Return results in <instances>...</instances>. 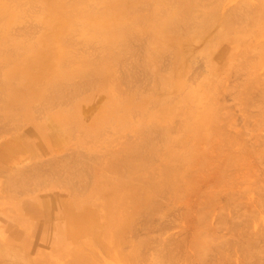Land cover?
Wrapping results in <instances>:
<instances>
[{
	"label": "bare ground",
	"instance_id": "obj_1",
	"mask_svg": "<svg viewBox=\"0 0 264 264\" xmlns=\"http://www.w3.org/2000/svg\"><path fill=\"white\" fill-rule=\"evenodd\" d=\"M224 1L225 0H213L209 3L210 0H207V4H205L206 1L204 3V0H0V129L7 132L5 131L6 129H14L13 126H16L14 129L16 131L18 128L17 124L20 123L18 117L23 113L20 111H27L32 115L31 117H33L34 104L44 103L46 105L43 107H45L49 106L48 104L50 103H56L55 101L60 99H63L60 101H63L65 104L66 102H64V98L69 102L72 101L73 98H76L73 91L72 94L68 95V93L71 92L70 90L76 89L77 91L80 90L81 87L83 89L85 86V91L88 86V88H90V86L93 85L100 86L106 84V86L114 88L113 91L116 92V99H125L124 106L122 108H117V101L119 100H116L115 98L110 100L107 99L102 106V110H104L108 101L111 103V111L113 113L115 112V114L118 110L125 111L126 113L123 115H127L129 111L133 112L137 109L141 112V109L150 111L149 108L151 109V105L158 108V105H162V103L160 99H156V95H154L155 99L147 100V98L150 93L158 94L162 81L168 78L167 74H163L164 72L162 71L166 70L163 68L167 62H165L164 59L168 56L170 57L171 52H175L177 56L175 62L178 66H181L185 54L187 55L189 50L192 51V44L202 42L203 39L206 38V34L209 33L210 30H213L214 32V29L217 27H220V31H223L222 35L234 32L236 35L235 40L239 42L243 41V38L246 35L240 34L241 32L239 31L242 28L239 25L244 21L246 23L249 22L248 19L251 18V14H249L247 11L248 9L243 5L247 11V15H243V7H241L240 10L238 4L223 12L222 7H224V5L222 6V4ZM208 3L210 5H208ZM249 3L251 4V1ZM261 3L263 4L256 14V16L258 15V19H262L264 16V0H261ZM240 4H242V2ZM100 5L102 6L100 7ZM200 7L203 8L199 9ZM250 7L252 8L251 5ZM140 11H148L149 13L147 12V15L143 13V16H141L138 14ZM246 11L244 14H246ZM244 25L245 24H243V27ZM256 27L257 30H250V36L253 37L258 34L264 35V25L256 23ZM238 33L240 35H238ZM186 38H188V40ZM211 38L212 39H209L208 41L205 40L207 47H210L212 42L215 43L216 41L214 37L211 36ZM133 41H136V43L142 48V51H145L144 55L146 60L143 61L144 58L142 56L143 59H141L142 62L139 70L137 64H139L140 61H136L134 59L135 55H131V57L134 56L133 59L136 61L134 62L135 69L137 68L139 71H136L131 67L132 72L130 70L129 74H126V72L123 74L121 72L122 67L124 66L125 68L124 63H126V61H123V59H125L124 53L129 52L131 54V45H134L131 44V42ZM190 41H193V43L190 44ZM77 45H80L84 49L97 45L96 48H94V46L92 48H94L97 53H103L101 63L100 61L91 62L90 57L87 56L85 59L79 60V62H81L79 69L64 71L60 75L58 71L62 67L67 68L69 65L75 66L78 61L76 58L77 51L75 50ZM225 47L226 46H224V48ZM135 48H137V46H135ZM246 48L248 47H245V49ZM134 49L133 51H137V49ZM262 49L264 50V44H262ZM163 53L165 55H163ZM135 54L139 55L138 53ZM141 54H143V52H141ZM162 55L164 57V62L161 63L163 66L160 67L163 69L160 71L157 66L156 69L149 72L146 66L150 63L155 64L156 60ZM139 56L141 57V55ZM223 56L224 54L221 55V57ZM43 60L51 62L52 66L48 67L45 71H40L38 65L40 66ZM130 60H132V58ZM170 62L172 63V61L168 59V63ZM128 63L130 64L131 61ZM134 63H131V65ZM115 64L118 66L122 65L121 70H119L122 73V76H117L115 71L112 72ZM144 67L147 69L143 70ZM184 67L185 66L183 65L178 76L181 84L183 82L182 72L185 69ZM118 68L120 69V67ZM128 69H130V67ZM128 69H124L123 72ZM224 69V67L214 69V72L210 74V78L218 82L219 80L215 77L217 76L219 78L220 73L225 72ZM192 73L190 75H194V73ZM200 74L201 72L197 75ZM75 77H78L79 79L75 80ZM40 79L43 81L41 85H39ZM194 81L195 80H193V82ZM122 83L128 87H125L127 90L124 93L123 90L119 88L122 86ZM142 85L144 87L148 85L147 89H149V92L146 94L147 97H145V100L143 101V106H141V102L144 98L143 93L137 92L138 87ZM82 89L80 90L81 93L83 92ZM144 89L146 90V88ZM167 91H169L168 88L164 90V92ZM182 93V90L177 93L179 100L176 104H172L169 110L163 107L160 108L162 113L159 111V113L156 112V114L148 117L146 126H144L143 129L140 128L136 131L135 136L139 138L137 141L128 140L119 152H115L108 157L106 156L107 158L105 162L102 160L103 163H99L97 160L93 162V155H91L92 157L89 155L85 157L76 155L80 152L77 148L79 142L74 144V148L72 149L74 150V154L71 152L73 157L71 154L67 153L66 155L68 157L65 155L64 158H61L60 155L59 157L61 159L53 157L49 160L47 159L48 161L53 159L50 163L48 161H43L45 166H49V168L51 167L53 170L54 168H57L58 165L61 166L62 169L58 168L57 170H63L64 173V175L60 173V175H63V179L65 177L64 181H61L60 183L61 185L63 184L65 188L58 186L61 187V192L55 196V198L59 199L55 204H58L56 206L59 209V213L62 214V218L64 219L63 223L58 221V213H50L52 209L50 202L51 199H47L46 196H41L40 194H33L32 192L34 188L32 192H30V184L33 183L31 180L34 179L36 182L38 180V175L42 177L40 175L42 172L39 171V173L36 166L33 168L31 163L32 169H29L30 167L28 169L21 168L19 169V172L15 169L17 173L14 171L15 174H9V178H7L8 180L4 179L5 181H2V191H4L5 187V190L11 192L9 189L16 186L15 189L18 187L23 191L21 195H25L24 193L26 192L27 194L30 192L29 194L34 195L33 198L29 200H21L20 194L16 199L13 197L14 199L12 200L20 199L17 203L15 201V204L13 203V205H15V214H17L16 217L20 215V211H22L29 214L27 219L35 218L38 221L43 220L44 225L42 226L41 233H39L40 239L50 242L52 248L50 249L52 250V253L56 255L55 258H51L49 255L51 251H48L49 253H44V257L30 258L31 255H29V253L32 254L31 252L33 250V231L27 227V220L24 218V223L17 227L19 219L16 218V220L14 219L15 224H9L6 227L4 225L6 224V220L3 221L1 218V215L6 217V214L0 212V264H104L101 262L105 261L108 264V262H111L109 259L116 260L119 257H122L126 264H141L143 262V252L141 251L149 241L147 239L149 237L148 235L144 237L142 236V238L138 237L140 239L137 242L135 241L136 243H130L132 240H130L128 233L133 231L134 233L132 234L136 235L134 231V227H136V224H134L135 219L140 215L144 217L141 218V224H145V221L147 224H150L148 221L151 220L153 216H160L159 214L161 210L165 207L164 204L160 203L166 202L164 198L167 200V194L165 193L163 195L164 197L160 196L163 198L158 199V202L156 201L157 199H153V192L157 195L158 192H172L181 189L180 186L182 181L185 180L186 170L191 171V168L186 165L199 164L201 166L200 168L206 167L205 160L209 157H207V153H200V149L204 143L211 141L212 135L209 133V126H216L214 123H217L218 121L217 117H215L217 112L214 114L212 113L209 117L200 121L193 119V108L188 103L184 104L185 98L180 95ZM63 103L61 102V104ZM90 103H93V100ZM83 108L88 109V111L90 109L87 107ZM84 109L83 114L85 116L87 112ZM77 110H79L78 106H72V112ZM17 112H20L18 116ZM168 113L169 119L165 120L164 125H162V118ZM71 114L72 113L67 110L64 115L63 112H58L57 121L60 124L62 133L68 135V138L73 139L75 136L74 134L82 133L84 131V127L81 122L78 121V118ZM56 116L57 114L53 116L54 119H56ZM22 117H24V114ZM22 117H20V120L24 119H22ZM62 117L73 118L70 119L68 125H65L64 121H62ZM34 118L31 120L33 130L28 131L22 136L15 133L11 140L13 144L24 151V153L29 152L30 156L32 155L31 157L36 156L39 151L40 153H45L47 150L51 149L52 146L53 148H58L64 143L62 136L49 135L47 133V127L45 124L48 120L46 122L43 121L45 122L44 124L42 123L43 119L41 121H36L37 118ZM209 118L211 119L209 120ZM125 120L128 119L125 118ZM206 120L209 121L206 122ZM170 122H172L171 125ZM173 122H176L175 125H173ZM207 125L209 126L207 127ZM216 128V132L221 134L219 127L216 126ZM172 130L175 134H172ZM3 131L0 132L1 136ZM87 133H89V130H87ZM31 138L33 141L29 142ZM122 139H120V141ZM6 150L7 148L5 146H0V156H6V153L4 155ZM207 162L209 163V161ZM43 163H39V165L41 164L43 166L41 168L39 167V169L44 168ZM7 165V163L0 162V173L7 170ZM51 168H47L48 171L52 170ZM97 168H99V171ZM30 170L31 172L28 173ZM35 172L36 174L34 175ZM50 173L49 175H52ZM31 175H34L35 177H31ZM58 175L59 174H57V176ZM29 178L32 179L30 180ZM50 178L52 177H49V179ZM27 179L30 180V183ZM49 179H46V181ZM50 180L53 181L54 179ZM35 182L33 183L34 185L36 184ZM47 185L49 184L47 183ZM38 186L41 187L40 185ZM38 186L35 185L33 187L36 188ZM42 187L44 188L46 186L42 184ZM54 189L55 188H49L47 191ZM63 192L66 193V196L62 194ZM27 196L30 197L29 195L24 197ZM24 197L22 196V198ZM1 198L10 200L12 197L7 198L3 196ZM263 204L264 203H262V205ZM258 205L260 206V204ZM263 207L264 206H262V209L264 210ZM242 209V212H244V205ZM251 213L255 215V213ZM251 213H248V215ZM207 215L208 213L204 216L201 215L199 218L200 225L207 226ZM237 215L238 214L235 216ZM243 216H245V218L247 217L246 215ZM223 217L225 218V216H221L220 222L227 221L226 218V220H222ZM233 218L232 220H234ZM242 218L245 220L244 217ZM9 221L11 220L9 219ZM235 221H231V223L235 225ZM247 222H249V220H247ZM247 222L245 220L244 224ZM231 223L230 227H232ZM220 224L222 226L224 223L222 222ZM244 224L241 226L243 227ZM247 224L252 225V222ZM36 225L37 224H35V227ZM145 226H143L144 229H146ZM148 226L149 225L146 227L148 228ZM245 226L247 225L245 224ZM206 228H208V226L205 227V229ZM232 230L233 233L236 234L237 231L234 229ZM202 231H204V229ZM202 231L195 233L197 236L193 240L192 256L195 263L223 264L224 261H220L224 259L222 258L224 255V253L222 254V250L226 247V245H224L226 240H224L225 242L219 241L220 244L223 242L221 247H225L220 249L219 246L220 251H217L218 248L216 246L220 244L213 245L212 240L210 239V234H205ZM207 231L210 232L209 230ZM2 232L7 234V237H2ZM251 237L249 236L250 239H252ZM217 238L219 237L215 236V239ZM231 239L232 238L230 237L228 240ZM246 241H248V239ZM246 241H244L245 247L242 245L243 251L244 249L246 250V247L249 249L248 246H246ZM255 241L256 240H254V242ZM254 242L251 243L253 244ZM228 243L226 242L225 244L228 245ZM247 243L249 244V242ZM169 244L170 243H168V245L166 244L167 246L163 245L164 247H162L160 263H174L175 261L177 262L179 258V254H176L177 249L175 247V249H173V247H171L172 245ZM230 244L232 245L233 243H229L228 247ZM240 244L242 243H238V245ZM127 245H130V248H125ZM232 246H230V248ZM252 246H255V244ZM256 246L258 247V245ZM260 247L258 248L263 251ZM258 248L254 247L253 250L257 251L255 255L256 258L264 255L262 254L264 252H258L260 251ZM213 250H216L218 254L219 252L222 254L221 259L218 256L217 262L208 257V254L210 253L209 256L213 258V255H211ZM247 251L248 250L244 252L246 253ZM258 253L259 256L257 255ZM143 255L145 254L143 253ZM249 255L247 252L248 258L251 257V255ZM192 256H184V258L186 261L188 259L191 261L193 260ZM245 256L246 254L244 257ZM227 257H229V259L231 258L230 256ZM245 258L244 260H246ZM252 258L253 257H251V260ZM247 260L244 262H249L250 264L253 263L250 262L251 260ZM226 261L228 262V258ZM191 262V264H193V261ZM241 262V264H243V260H241Z\"/></svg>",
	"mask_w": 264,
	"mask_h": 264
},
{
	"label": "rangeland",
	"instance_id": "obj_2",
	"mask_svg": "<svg viewBox=\"0 0 264 264\" xmlns=\"http://www.w3.org/2000/svg\"><path fill=\"white\" fill-rule=\"evenodd\" d=\"M212 1L213 0H210L209 3H211ZM250 1H251V4L249 3ZM241 2L242 4H240ZM204 3L207 4V0H204ZM209 3L208 5H210ZM236 4H238V6L240 7L239 8L240 10H241V7H243L242 9L244 11L243 15L246 16L247 11L249 12V14H251L250 15L251 18L248 19L249 22L246 23L244 21L242 24L239 25L242 28L239 31L241 32L240 34L246 35L243 38L242 42L235 40L236 35L234 34V32H229V33L222 35L223 31H220V27H217L216 29H214V32L213 30H210V32L206 34V38L208 39L205 38L203 39L202 42L198 41L199 43H196V44L193 43V41L192 42L190 41V44L193 43L192 44L193 49L192 51L189 50L187 55L185 54L184 61L181 66H178L177 63L175 62L177 59L175 52H171L170 57L166 54L168 56L166 57L167 60L164 59L163 55L165 54L163 53V55L156 60L155 64L150 63L148 66H146L148 69L146 67L143 68V70L147 69L149 70V72H152L151 70L156 69L157 66L160 69V71L163 68L166 69V70L164 69L165 71H162V72H164L163 74L166 73L168 78L162 81L161 86L158 90V94L150 93L149 97L147 98V100L155 99L154 95H156L157 97L156 99H160L162 103V105L161 104L158 105V108L154 105L153 106L151 105V109L149 108L150 111H145L141 109L142 110L141 112V111H138L139 109H137V110H134L133 112L129 111L127 115H123L126 112L122 110H118L117 113L115 114V112L113 113L111 111L110 109L111 103H109L108 101H107V104L104 110H102V106L104 105L107 99L108 100L114 99V98L116 99V95H115L116 92L113 91L114 88L110 86H106V84L100 85V86L93 85L95 87L90 86V88H88L89 87L88 86L85 91L84 89L86 87L85 86L83 87V89L82 87L80 88V90L81 89L83 90L82 93L80 90L76 91V89L75 90L69 89L71 92L68 93V95L72 94V91H73L76 98H73V100L70 102L68 100H65L66 98H64V102H66L65 104L63 103V101H60L63 99L55 101L56 103L54 102L50 103L48 104L49 106H45V107H43L44 105H46L44 103L34 104L33 117H31L32 115L28 113L27 111H20V112H23L21 113L22 115L20 114V112L19 113L17 112V116L20 114V117H22L24 114V117H22V119L23 118L24 119L20 120V117H18V120L20 123H18L19 125L17 124L18 128L16 131L14 130L16 126H13L14 129L12 128L6 129L5 131L7 132H4L2 129H0L1 131H3L2 136L0 135V146H5L7 148V150L4 152V155L6 153V156H3V157L0 156V162L8 164L7 170L3 173H0V212L5 213L7 219L4 215H1V218L3 219V221L6 220V224H4L6 227L9 224H12V223L15 224L14 219L16 220V218L19 219V223L17 224V227L20 226V224L22 225V223H24L23 222L24 218L27 220L28 222L27 227H29L30 230L33 231L32 232L33 250L31 252L32 254L29 253V255L32 256V257L30 256V258L44 257L45 256L44 253L47 254L49 253L48 251H51V253L49 254L51 258L52 257L55 258L56 254L52 253L50 242H46V240H44L43 238H42L43 240L40 239L39 233H41V229H42V226L44 225V221L43 220L38 221L35 218L27 219V217H29V214H27L26 212H22V211H20V215L16 217L17 214H15V209H14L15 205H13V203L14 204L15 202L17 203V201L18 200L20 201V199L21 200L22 199H28V200L32 199L34 195H31L29 193L32 192L34 188L32 192L33 194H40L41 196H46L47 199H51L50 202H51L52 209L50 213L51 214L58 213L59 214L58 221L60 223H63L64 221V219L62 218V214L59 213L58 211L59 209L56 206L58 204H55L56 201H59V199L55 198V196L60 194L61 187H64L63 184L61 185L60 183L61 181H64L65 179V177L63 179V175H64L63 170L61 171L57 170L58 168L62 169V167L58 165V167L54 168V170L50 167L52 169L50 170L51 171L50 173V171H48V169H50L49 166L48 167L45 166L43 161H48L52 157L56 159H61V158H64V156L67 153L71 154V152L72 154H74L73 153L74 150H72L74 148V144H77L76 142H79V144H77V148L80 150V152L77 153L76 155H80L81 157L83 156L85 157L87 155L92 157L91 155H93L92 157L93 162L96 160L97 162L99 161V163L105 162L108 156H111L115 152H119L123 148V146H125L128 140L137 141L139 138L135 136L136 131L140 128L143 129L144 126H146L148 117L156 114V112L159 113V111L162 113V110L160 108L164 107L169 110L172 104H176V102L179 100V96L177 95V93L180 90H182L183 93L180 95L181 97L184 96L185 98L184 100L186 102L184 101V104L188 103L193 108L192 109L193 114H194L193 119H197L198 121H200L204 118L209 117L212 113L214 114L215 112H217L215 117H217L218 121L217 123H214V124H216V126L219 127L221 134L216 132V129H217L216 126L207 125V127L209 126V129H210L209 133L212 135V138H211V141H209L208 143H204L200 149L201 150L200 153L202 154L207 153L206 155L207 157H209L208 158L209 160L208 159L205 160L206 161L205 163L207 164V165L205 164L206 167L200 168L201 166L199 164H197L198 167L197 165H186L191 168V171L186 170L185 178H184L185 180L182 181V184L180 186L181 189L175 190L172 192H167V191L158 192L157 195L156 193L153 192L154 194L153 199L155 200L157 199L156 201L158 202H159L158 199H162L164 197L163 195L165 193L167 194V200L166 198H164L166 202L160 203V204H164L165 207H163V209L161 210L159 214L160 216L155 215L152 218L154 220L151 219L149 220L150 222L148 221V223L150 224H147L146 221H145V224H141L142 222L140 221L143 216L139 215L135 219L134 224H136L135 225L136 227H134V231L136 235L132 234L134 233L133 231L131 233H128L130 240H132V242L130 243H136L140 238H142V236L144 237L148 235L149 238L147 237L146 238L149 240L148 241L149 243L147 242V244L144 247V248L146 247L147 248L146 249L143 248L141 251L145 254L143 255L142 253L143 262L141 264H153V263L154 264H191L192 263L191 261H193V264H196L192 256L193 255V250H192L193 240L197 236L195 235V233H198L204 229V231L202 232L208 235L210 234V239L212 240L213 245L220 244L219 241L225 242L224 240H226L227 243L228 242L233 243L232 244L233 246L230 244V246H232L230 248V246L228 247L229 243L227 245L225 244L226 243L225 242L224 245H226V247L225 246L224 247L226 249L224 247H221L223 242L222 244L217 245L216 246L218 248L217 251L219 250V246H220V249L222 248L225 249V250L224 249L222 250L223 252L221 251L222 254L224 253V255L222 256L220 252L218 254L216 250H213V252H211V255H213L212 256L213 258L209 256L210 253L208 254V257L211 260H215V262H217L218 256L220 259L222 256V258L224 259H222V261L220 262L224 261L223 264H226V263L231 264L232 261H233L232 264H241L242 263L241 260H243V264H250L249 262L245 263L248 258L247 256V252H248V255L250 254L251 257H253L252 258L253 261L251 260V257H249L250 259L248 258L247 261L251 260L250 262L251 263L253 262L252 264H264V258H263L264 255L262 256L260 254L261 256H259V253L264 252V210L262 209V206H264V204L262 205V203L264 202H261V201H264L263 199L264 197V189H263L264 188V162H263L264 161V158H263L264 157V50L262 49V44H264V35L258 34L253 37L250 36V30L252 29L257 30L256 23L264 25V16L262 17V19H258L257 18L258 15L256 16L259 8L261 7L263 3H261V0H247V3H246V0H225L224 3L222 4V6L224 5V7H222L223 9L222 8L221 9L223 12H225L227 11L228 8H232ZM243 5L248 9L247 11ZM250 5L252 6V8L250 7ZM101 6L102 5H100V7ZM202 8L203 7H200L199 9H202ZM245 11H246V14H244ZM147 12L148 11H140L138 12V14L143 16L142 15L143 13H145V15L149 13ZM243 24H245L244 27H243ZM240 34L238 33V35ZM211 36L214 37L216 41L215 43L212 42V45H210V47H207L206 41H208L209 39H212ZM186 39L188 40V38ZM131 44H134V45H131L132 51L135 48V46H137V48H135L134 50L137 49L138 52L131 51V54L129 52H128L129 54L124 53L125 59H123V61H126V63L123 62L125 65V68L123 66L122 71H121L123 74L125 72L126 74H129L130 70L132 72V69H135L134 62L136 61H140V63L138 62L139 64H137V68L140 70V64L142 62L141 59L144 58L143 61L146 60L145 55H144L145 51H142V48L139 46V44H137L136 41L131 42ZM93 46L94 48L97 47V45H93ZM93 46H90L84 49L80 45H77V47H75L76 48L75 50L77 51L76 58L78 59V61L76 62L75 66L69 65L67 68L62 67L60 70L58 69L59 70L58 73H60L61 75V73L64 71H68V70L73 71V70L79 69L80 64H81L79 60L85 59L87 56L90 57L91 62L100 61L101 63L102 58H103V53L102 52L97 53L94 50V48H92ZM224 46L226 47L224 48ZM245 47H248V48L245 49ZM79 48H82V49H79ZM140 51L143 52V54H141ZM135 53H138L139 55H141V57ZM222 54H224L223 57H221ZM131 55H135V58L134 56L131 57ZM136 55L138 56V59L140 58L139 60L137 59ZM128 57L129 58L131 57L132 60H130L131 58L129 59ZM163 59L165 60V62L167 61L166 65L164 63L165 67L163 66V64H161L162 62H164ZM168 59L172 61V63L171 62L168 63ZM202 59H203V63H202ZM127 61L128 62L131 61V63H134V64L131 65V63L129 64ZM126 64H127V67H126ZM183 65L185 66L184 67L185 69L182 72L183 82L181 84L178 76H179L180 69L182 68ZM201 65L203 68L201 67ZM50 66H52L51 62L43 60L40 66L38 65V69L40 71H45ZM121 66H118L115 64V66L113 67L114 69H112V72L115 71V74L117 76L118 75L122 76L121 75L122 73L119 71L121 70ZM160 66H163V68ZM118 67H120V69ZM129 67L130 69H128ZM221 67L225 68L224 69L225 72H221L219 78L217 76L215 77L219 80L218 82H216L210 78V74L214 72V69L221 68ZM137 68L135 69L136 71L138 70ZM197 68L199 69L201 68L200 70L202 69L203 70L200 71ZM124 69H128V70H125L123 72ZM196 70L197 72L199 70L201 74L197 75L199 74V72L197 73ZM192 72L194 73V75H190ZM74 79L78 80L79 78L75 77ZM193 80L195 81L193 82ZM42 83L43 81L42 79H40L39 85H41ZM142 86L138 87L137 89V92L143 93V97H144L141 102V106H143L142 105L143 101L145 100V97H147L146 94L149 92V89H147L148 85L145 87L144 86L142 87ZM125 87H127V85H124V83H122V86L119 87L121 90H123V93L128 88V87L127 88ZM144 88H146V90ZM167 88L169 89V91L164 92V90ZM92 100H93V103H90L92 102ZM116 100H119L117 101V108H122L124 106L125 99L122 100V99L117 98ZM83 101H84V104H83ZM61 102L63 104H61ZM72 106H78L79 110L72 112ZM81 107L90 108L89 111L88 109L83 108L87 112L85 116L83 114V109ZM66 110L70 111L73 115H75L76 118H78V121L81 122V124L84 127L83 128L84 131L82 133L74 134L75 136L73 139L68 138V135L62 133L60 124L57 121L58 112L60 113L63 112V115H64L66 114ZM41 111H43L44 113ZM24 112H27V113H24ZM56 114H57L56 119H54L53 116H55ZM73 117H62V121H64L65 125H68V122ZM32 118L34 119L37 118L36 121H41L43 119L42 123L44 124L48 120L45 124L47 127L46 129L47 133L49 135L62 136L64 139V143L61 144L58 148H55V147L53 148V146L51 145L52 148L47 150L45 153H42V152L40 153L39 151L37 155L34 156L35 158L31 157L32 155L30 156L29 152L24 153V151H22L16 145H14L11 140L15 133H18L19 136H22L23 134H26L28 131L33 130L32 122H31ZM125 118H127L128 120H125ZM27 119L30 121H28ZM83 119H86V120H83ZM167 119H169V113L164 118H162V125H164V122ZM210 119L211 118H209V120ZM209 120H206V122H208ZM175 123L173 122V125H175ZM171 124L172 122H170V125ZM87 130H89V133H87ZM172 134H175L173 130H172ZM37 135L39 134L37 133ZM120 139L122 140L120 141ZM31 141H33L32 138L31 140H29V142ZM8 151L10 152V154ZM66 157L68 156L66 155ZM52 161L53 159L48 162L50 163ZM207 161H209V163ZM40 162L43 163L44 168L46 169L48 168V169L47 170L44 168H42L43 170L39 169V167L40 168L43 167L41 164L39 165ZM48 162H45V163H48ZM31 163H32L33 168L36 166V168H38L37 169L38 172L40 171L43 174L39 172L42 177L38 175V180L36 182L34 179L31 180L32 178L31 179L29 178V179L31 180V182L33 183L35 182L36 186L40 185L42 187V184H43L46 187L44 188L42 187L41 189V187L38 186L40 189L38 187H36L37 188L36 189L35 187H33L35 185L32 183L30 184V187H31L30 192H28L27 194V192L24 191L26 192L24 193L25 195H21L23 191L18 187H17L18 189L17 188L15 189L16 186L14 188L11 187L9 189L11 192H8L7 190H5L6 189L5 187H4V191L1 190L2 181L4 182L5 181L4 179L9 178L8 177L9 174L14 173L15 169L18 172L20 171L19 169L21 168L28 169L30 167L29 169H32ZM97 169L99 171V168ZM16 171L15 173H17ZM30 172L31 170L28 171V173ZM49 173L52 174L53 176L49 175ZM60 173H62L63 175L62 174L60 175ZM35 174L36 172L34 173V175ZM57 174L59 175L57 176ZM34 175H31V177H35ZM49 177H52L50 179H54V180L53 181L50 180ZM54 177L58 180H56ZM46 179H49L47 181H51L52 183L47 182ZM30 180H28L29 183H30ZM45 181L49 185H47ZM39 183H42V184H39ZM57 183H60V184H57ZM58 186H61V187H58ZM49 188H55V189L51 191H47V189ZM53 191L55 192L56 195L54 194ZM62 194L66 196L65 192H63ZM26 195H29L30 197L28 196L24 197ZM3 196L7 198L12 197L10 198V200L14 199L13 197H15L16 199L20 196L21 198L18 200H12V201L8 199L9 200L8 201L7 199H2L1 197ZM22 196L24 198H22ZM160 196H163V197L161 198ZM209 203L212 205H210ZM258 204H260V206ZM243 205H244V212H247V213L242 212ZM240 210L242 213L240 212ZM206 212L208 213L209 217L207 215L206 224L208 228L205 229V227L207 226L200 225L199 218L201 217V215L204 216L205 214H207ZM251 212L255 213V215L252 214ZM248 213H251V214L248 215ZM236 214L238 215L235 216ZM240 214L246 215L247 219L245 218V216L243 215L241 216ZM251 215H253L254 217ZM221 216H225L227 221L220 222ZM236 217H239V218H236ZM242 217H244L246 222L247 220H249V222L247 223L252 222V225L245 223L247 225L245 226L244 224L245 220H243ZM225 218L223 217L222 220H226ZM232 218L234 220H232ZM9 219L11 221H9ZM205 219H206V216H205ZM250 220H253V221H250ZM231 221L233 222L235 221V225L232 224ZM222 222L224 223L222 224L223 227L220 224ZM230 223L232 224V227H230L231 226ZM35 224H37L36 227H35ZM146 224L150 226V227L148 226L149 229L146 227L147 226ZM242 224H244L246 228L244 226L242 227L241 226ZM143 226H145L146 229H144ZM239 226H240L241 231L239 229ZM138 227L140 230L138 229ZM237 227L239 230L237 229ZM160 228L162 231L160 230ZM232 229L237 231L236 234L233 233ZM207 230H209L210 232H208ZM259 234L263 237H261ZM3 236L7 237V234L2 232V237ZM215 236L219 238L215 239ZM249 236L250 237L252 236L251 237L252 239H250ZM256 236H259V237H256ZM134 237H137V238L140 237V238L137 239ZM230 237L232 238L231 239L232 242L231 240H228L230 239ZM255 238L257 239L259 238V239L257 240ZM245 239L246 240L248 239V241H246ZM243 240L246 241V246H248L249 248L247 249L246 247V250H248L246 253L244 252L246 251L245 249L243 251V246L245 247V242ZM254 240L256 241L254 242ZM240 242L242 244L238 245V243ZM247 242H249V244ZM251 242H254V243L252 244ZM168 243H170L169 245H172L171 247H173V249L175 248L177 249L176 254L177 253L179 254V258L177 262L175 261L174 263L173 262L172 263L170 262L160 263L162 247L167 246ZM254 244L255 246H252ZM256 245H258V247L262 246L260 248L263 249V251L260 250ZM249 246L252 248H250ZM254 247L260 250L258 251L259 253L257 255L259 257L257 258L255 256L257 251L256 250L253 251ZM125 248H130V245L129 246L127 245ZM245 254H246L245 256L246 258L244 257ZM184 256L185 257L192 256L193 260L190 259L191 261H189L188 259L186 261ZM227 256H230L232 260L231 258L229 259V257ZM227 258H228V262L226 261ZM244 258L246 260H244ZM101 261H105V260H101ZM109 261L111 262H108V264H126L124 263L122 257H119L116 260L109 259ZM101 263L107 264L106 261L101 262Z\"/></svg>",
	"mask_w": 264,
	"mask_h": 264
}]
</instances>
